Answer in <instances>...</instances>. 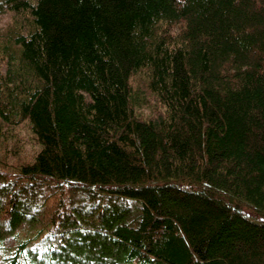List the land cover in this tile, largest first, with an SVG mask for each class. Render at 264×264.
Returning a JSON list of instances; mask_svg holds the SVG:
<instances>
[{"label": "trees", "instance_id": "trees-1", "mask_svg": "<svg viewBox=\"0 0 264 264\" xmlns=\"http://www.w3.org/2000/svg\"><path fill=\"white\" fill-rule=\"evenodd\" d=\"M0 264H264V0H0Z\"/></svg>", "mask_w": 264, "mask_h": 264}, {"label": "rangeland", "instance_id": "rangeland-1", "mask_svg": "<svg viewBox=\"0 0 264 264\" xmlns=\"http://www.w3.org/2000/svg\"><path fill=\"white\" fill-rule=\"evenodd\" d=\"M11 13L8 11L0 12V29L6 27L11 20ZM14 136L0 144V166L10 169L21 161H26L32 156L36 143L29 133L25 123L22 122L15 128Z\"/></svg>", "mask_w": 264, "mask_h": 264}]
</instances>
